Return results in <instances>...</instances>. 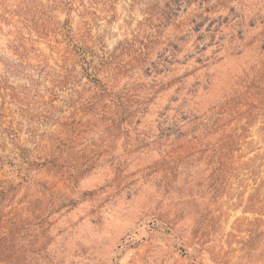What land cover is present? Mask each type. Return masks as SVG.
Masks as SVG:
<instances>
[{
	"label": "rangeland",
	"instance_id": "374dc122",
	"mask_svg": "<svg viewBox=\"0 0 264 264\" xmlns=\"http://www.w3.org/2000/svg\"><path fill=\"white\" fill-rule=\"evenodd\" d=\"M64 1L0 0V264H264V0Z\"/></svg>",
	"mask_w": 264,
	"mask_h": 264
},
{
	"label": "trees",
	"instance_id": "16d2710c",
	"mask_svg": "<svg viewBox=\"0 0 264 264\" xmlns=\"http://www.w3.org/2000/svg\"><path fill=\"white\" fill-rule=\"evenodd\" d=\"M64 3H65L66 6H72V0H67V1L65 0ZM94 80H95V83H96L95 89H97V92L100 94L99 95L100 98L103 99V97H105V95L107 94L105 88L103 87L104 85L102 84V82L99 79L95 78ZM93 94H95V91L93 92ZM95 99L98 100L97 97H95Z\"/></svg>",
	"mask_w": 264,
	"mask_h": 264
}]
</instances>
